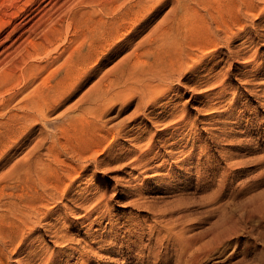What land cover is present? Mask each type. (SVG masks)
I'll return each mask as SVG.
<instances>
[{"label":"rangeland","instance_id":"1","mask_svg":"<svg viewBox=\"0 0 264 264\" xmlns=\"http://www.w3.org/2000/svg\"><path fill=\"white\" fill-rule=\"evenodd\" d=\"M79 1L0 0V40L6 37L0 44V62L9 64L1 79L6 81L0 83V103L22 87L17 82L28 64L44 66L71 45L82 25L74 13L105 6L104 20L116 16L117 9L111 6L114 0H93L91 5ZM129 1L121 0V4ZM247 1L151 0L141 9L142 16L132 19L121 32L117 47L112 44L115 39L104 40L102 49L92 50L94 59L88 67H79L84 77L97 58L99 62L107 56L94 74L82 78L75 90L70 89L77 85L73 79L57 106L41 104L47 116L30 136L18 141L27 127H11L17 134L0 171L21 160L40 137L48 136L47 146L53 135L58 136L59 159L73 161L82 169L69 193L62 196L64 188L57 185L51 215L35 226L23 251L7 250L10 264H45L41 259L49 256L54 264H264V11L252 8L257 2L264 8V0ZM246 5L253 11L246 10ZM239 18L241 26L236 24ZM169 25L178 28L179 39L186 43L182 45L196 55L180 63L182 72L172 80L169 92L160 96L161 88H157L152 97L139 102V88L154 80L142 72L149 69L154 56L155 45L149 43L159 40L158 30ZM227 26L232 27L230 34L224 31ZM215 35L219 38L213 45L210 41ZM137 47L139 51L134 52ZM59 63L42 69L36 83L49 79L53 85L62 78L63 72L55 75ZM132 63L136 74L143 69L141 73L147 76L140 73V78H128L127 86L119 89ZM164 63L168 66L169 60ZM189 67H194L192 72ZM220 76L227 77L225 86L230 90L215 85ZM99 87L108 95L123 90L97 109L102 113L103 132L90 131L89 125L99 115L85 109L87 99L80 102L85 93L93 100ZM220 91L222 98L218 97ZM158 96L156 106L147 102ZM21 105L15 100L9 108L21 113ZM63 112L67 115L62 116ZM180 116L185 125H176ZM73 149H87V159L77 162L69 154ZM188 149L193 153L190 159L184 155ZM142 153L144 157L135 161ZM67 168L59 162L54 175L48 174L46 179L69 181L64 172ZM20 185L11 181L0 192V202L17 200L25 190ZM89 205L91 214L85 216ZM0 227L25 225L0 218ZM54 231L60 236L57 241L51 239ZM64 234L67 238L61 237ZM30 250L31 257L26 256Z\"/></svg>","mask_w":264,"mask_h":264},{"label":"bare ground","instance_id":"2","mask_svg":"<svg viewBox=\"0 0 264 264\" xmlns=\"http://www.w3.org/2000/svg\"><path fill=\"white\" fill-rule=\"evenodd\" d=\"M123 1H127V0H123ZM180 1H182V0H180ZM249 1H251V0H248L247 3H249ZM258 1H260V0H258ZM79 2L81 5H84V4L85 5H91V3H93L94 1L93 0H80ZM97 2H99V1H97ZM150 2H151V0H132V2L131 1L126 2V3L123 2L121 4V0H114L111 2V6L114 7V9H117V12H116L117 14L114 13L116 16L112 17V18L110 17L109 21L106 20L108 18V16H106L107 18H105V20L103 19L104 17H102L103 16L102 13L105 10V6H104V8L101 7L99 9L89 8V7L83 8L82 10H79L76 13H74V18H77V21L79 22V24L81 23L82 25H81V28L79 29V31L75 32V34L73 36V40L71 41V43H69L71 45L67 46L62 54L51 58V61L46 63L44 66L43 65L41 66V64L37 65V63L36 64H33V63L28 64L23 69V71H21L22 77L20 76V79L17 82L18 85L19 86L22 85V87L18 88L17 91L13 92L11 94V96H9L8 99H6V100H3V98L1 99L2 102L0 103V164L2 163L1 161L5 162L9 159L8 158L9 154L11 152V149L13 148V147H10V146H12L11 143L14 142L11 139L16 136L17 129L11 128V127L16 126L18 128H21V129H24L27 127V132H21V136H19L17 138L18 141L21 140L23 137H26L25 135L30 136V134L35 129L34 127L36 125H38V123H40V121L42 119H45L47 116V113L43 112V107L41 106V104L52 105V107L57 106L60 103L63 95L66 92H69L70 89L75 90L77 87H79L78 83H79V81L80 82L82 81V78L84 80H86L87 77L94 74L95 69H96L97 65L99 64V62L102 59L105 60L107 56H105V57L102 56L99 62H97L98 61V58H97L96 59V65L90 67V70L88 72H86V75L84 77L80 76V74H82V73L79 72V69H80L79 67H81L82 65L85 67H88L87 65L89 63H91L92 60L94 59L92 50L94 51L95 49H97V50L102 49L105 46L104 40H106L108 38H109V40H110V38H111V40L115 39V41L112 44L115 47H117V43L119 42L118 39L122 35L121 32L127 27L128 24L131 23L132 19L139 17V15L141 14V12H140L141 9L149 6L151 4ZM124 3H125V5H124ZM108 5H110V4H108ZM94 6H96L95 3L93 5V7ZM246 6H247L246 10L253 11L248 5H246ZM253 7H254V10H256V11L260 10V13H262L264 11V8H261L259 6L258 2L254 6H252V8ZM188 8H189V6H188ZM44 10H46V9H44ZM171 12H174V8L171 10ZM109 13L110 12L108 11V14ZM106 14H107V12H106ZM48 15H50V14H48ZM140 16H142V15H140ZM40 19H41V17H40ZM48 19H49V17H48ZM75 20H73V21H75ZM57 23H58V21H57ZM242 23H243V20L241 18H239L236 24L241 26ZM46 25H48V24H46ZM88 25H90V26H88ZM170 25L168 27L162 26L163 29L158 30V31H160L159 35H157V36H159V38H158L159 40L156 39L157 41L154 43L153 42L149 43L150 41L147 42L149 44L155 45L153 48L154 49L153 50L154 56H153L152 63H149V69L144 70V71H142L143 69H141L136 74L135 70H134L135 63H132L130 65V68L128 69V72L126 73L127 76H126V78H124V81L119 82L121 84L119 89H122V88H125L127 86V84H128L127 79L128 78H133L134 76L140 78L139 74L141 73V71L144 73H148L149 75L154 76L153 81H150L149 83L144 84V86L141 89L139 88L140 93L137 95L139 102H142L143 100H145V98L148 95H149V97H152L154 91L157 88H161V91H160L161 93L158 92L157 95L160 93V96H163V95H165V93L169 92L170 91L169 87H170L172 80L174 78L177 79L179 77V75L177 76V74H180L179 72L181 71V68H182V66H180V63H182L184 58H186V57L194 58L196 55L195 54L196 52L194 53V50L190 49L188 46L186 47V46L182 45V44H186V43L183 42V40H181V37L179 39V37H178L179 34L177 32L178 28L173 30V27H171ZM59 26H61V25H59ZM179 26L181 28V25H179ZM45 27L47 28V26H45ZM77 27H80V26H77ZM86 27H88V28H86ZM52 28H50V29H52ZM72 28H74V27H72ZM231 28H232L231 26H227L224 28V31L226 30V32L228 33L231 30ZM183 29H185V28H183ZM75 30L76 29H74L73 32ZM54 31H56V29ZM224 31H223V33H224ZM57 32L60 33V31H57ZM179 32H181L180 29H179ZM230 32H229V34H230ZM182 33H183V31H182ZM71 35H72V33H71ZM57 36H59V35H57ZM105 36H108V37H105ZM227 36H229V35H227ZM209 37H208V39H209ZM2 38L3 39L0 40V44H3L4 39L6 37H2ZM53 38L56 39L57 37L52 36V39ZM213 38H215V37H213ZM218 38L216 36V39H213V41H210L211 44L214 45ZM7 39H8V34H7ZM59 39L60 38H58V40ZM226 39L227 38H225V41H226ZM150 40H152V39H150ZM228 40L232 41V38H228ZM153 41H155V40H153ZM32 45H36V44H32ZM118 45H120V44H118ZM183 46L185 49L181 48ZM192 46H194V45H192ZM209 46H210V44H209ZM143 47H146V46H143ZM85 48H86V51L84 52ZM113 50H111V51H113ZM137 51H139V47H137L134 50V52H137ZM250 57L252 59L254 58L253 56H250ZM164 60H166V61L169 60L168 66L163 65V64H165ZM59 61H60V63H59ZM16 62H17V60H14V64H16ZM57 62L59 63V65L57 66V70L55 71V75L59 76L63 72L64 73L63 77L60 79H57V81L53 85L50 83L49 79L43 80L41 84L36 83L37 78H38V73L42 69H46L47 65H49L50 63L53 65L54 63H57ZM8 65L9 64H7L6 62H3V61L0 62V83L6 81V79H3V80H1V79L6 76L5 71L6 70L8 71V68H9ZM193 69H194V67L193 68L189 67L188 72H192ZM141 75L147 76V75H144L143 73H141ZM242 75H243V73H242ZM221 77H223V76H220L218 78V80H216V81L214 80L215 85L216 86H223L224 91H226L228 88L230 90V87L226 88V86H225L227 77L226 78H221ZM73 79H75V84H77V85H74V87H70V85L73 84ZM214 79H217V77ZM141 80H143V79H141ZM141 80L138 79V81H141ZM0 85H2V84H0ZM101 86H102V84H101ZM209 86H210V84H209ZM227 86H229V85L227 84ZM69 87H70V89H69ZM119 91H123V90H119ZM95 92H96L95 93L96 97H94L93 100H90L88 93H85L80 99V102H82V103H83V100H85V99L88 100L87 103H89V104L86 106L85 109L87 111H90L89 113H91V115H93V116L95 114L99 115L100 112L97 109H99L100 106L102 104H104L106 101L109 102L110 100L114 99V96L116 94H118V92H116L114 95H108L107 93L103 92V90L100 87L96 88ZM160 96H158L157 98H155L153 100H152V98L151 99L149 98L147 100V102H150L149 104L156 106L158 104V102L160 101ZM219 96H221V98L223 96L221 91H220V94H218V97ZM15 100H18V103L22 104L20 106L23 109V111L21 113H17V112L13 113V108H11V109L9 108L10 104ZM92 108H93V110H92ZM229 109H230V107H229ZM63 113L64 114L62 116L67 115V112H63ZM98 115H96V116H98ZM101 115H102V113L99 115V120H96V122H93V124L89 125L90 131L92 128V129H96L98 131L103 132L104 128L102 126H104V123L101 122ZM30 123H31V125L27 126V124L29 125ZM175 123H176V125L181 126L183 124L185 125V123H187V122L183 120L182 116H180V118L177 119L175 121ZM22 124H23V126L21 127L20 125H22ZM89 126H88V128H89ZM179 128H181V127H179ZM182 128H185V127H182ZM12 129H13V131H12ZM43 130H45V129L43 128ZM84 130L88 131V129H83V131ZM110 130H112V129H110ZM11 131H12V133H11ZM92 131H94V130H92ZM86 133H88V132H86ZM114 133L119 134L120 131H116ZM89 135H91V134L89 133ZM105 135H106V132H105ZM159 136H161V135H159ZM153 138H154V135L149 137L148 145H147L148 153H151V151H152L151 146H152ZM35 140H36V138H35ZM46 140H48V136H45L43 138L40 137L38 140H36V142H34V145H32L29 152H27V154L21 160L17 161L12 166H9L10 168H8L7 171L6 170L0 171V192L3 189H5L11 181L20 183L23 186L22 188L25 189L22 194L18 195L17 200H15L13 202H10V201L0 202V211L5 213V214L1 213L0 218H4L6 220V222H7V219L10 221H13V222L21 221L25 225V227H0V264H10L9 263L10 257L8 256L9 254L7 255V250L8 251H9V249H11V250L13 249L14 251L22 250L21 248H22L23 244H25V242L27 241V238H29L31 236V234L36 230L37 227H35V226L41 221V219H45L46 217L51 215L52 209L54 208V206L50 207V204H54V202L57 198L56 191L58 190V188H64L63 192H62V196H63L65 194L69 193V190H70L72 184L79 177H81V172H80V169H82L81 167H78L77 164L76 165L72 164L71 162H73V161H71V162L69 161L70 162L69 163V162H66L65 160L63 161V160L59 159V153L60 152L58 150V144H57L58 143V136L57 137L54 135L51 136V138L49 139V141H50L49 144H47V146H44V142ZM161 141H162V139H161ZM87 149H86V151H88ZM86 151L85 150L84 151H81V150L78 151V150L73 149L69 152V154L72 155V157L74 156L75 159L79 160L77 162H80L81 160L87 159L86 158ZM191 152L192 151L190 149L185 151V154H184L185 158L190 159L192 154H193ZM97 153L98 152H96V154ZM130 153H129V155H130ZM145 153H146V151H145ZM183 153H184V151H183ZM134 155H135V153H134ZM143 155L144 154L142 153V156H137L134 160L140 161L142 159V157H144ZM59 162L66 164V166L68 167L67 170H64V172H65V177L70 179V180L66 182L65 179H62L61 181H57V183L52 179H51V182L48 181V179H46V175L51 174L53 176L55 171H56V166ZM23 183H25L27 185V188L23 185ZM57 185H58V188H57ZM47 196L49 197L48 200H47ZM94 197H95V195H94ZM93 201L94 200H92L91 203H93ZM97 204H99V202ZM82 206H84V205H82ZM89 207H92V206L89 205L85 208V213H84L85 216L91 214V210H88ZM95 208H96V206H95ZM94 210H92V211H94ZM4 216H6V217H4ZM53 216L54 215H52V217ZM30 220H31V222H30ZM51 220H53V218ZM53 234L54 235L51 236V239H53L54 241H57L58 238H60V236H58L57 231H54ZM61 237L67 238V236L65 234L62 235ZM11 250L9 252H11ZM13 250H12V252H13ZM30 251L31 252H29V253L24 252L26 254V256H30V254H32V250H30ZM36 253H38V252H36ZM51 255H53V253H51ZM27 258H29V257H27ZM41 260L43 262H45V264H51V263L54 264L53 256L52 257L51 256L44 257V258L42 257ZM25 261L27 262V260H25Z\"/></svg>","mask_w":264,"mask_h":264}]
</instances>
